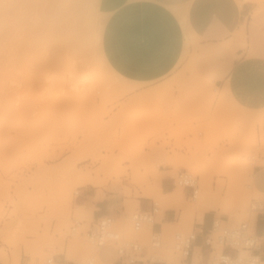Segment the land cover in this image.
I'll use <instances>...</instances> for the list:
<instances>
[{
	"label": "rangeland",
	"instance_id": "1",
	"mask_svg": "<svg viewBox=\"0 0 264 264\" xmlns=\"http://www.w3.org/2000/svg\"><path fill=\"white\" fill-rule=\"evenodd\" d=\"M96 1L85 2V13L89 12L91 17H85L88 14L84 13V7L81 17L88 21L78 18L81 22L77 19L74 25L76 30L77 25L78 30L84 28V34L79 30L80 35L72 36L74 39L70 35L71 42L69 38L66 41L71 45L81 37L82 44L79 40L77 46L85 57L95 61V71L92 61L85 58L89 61L87 65L82 56L79 58L80 52L79 56L74 53L77 49L72 53L63 44L58 0L46 1L50 3L45 6L51 9H43L50 11L42 18L47 15L48 26L44 18L38 28L31 22L26 24L30 25L26 26L27 40L34 34L32 39L37 41L30 38L32 44L28 40L27 48L37 55H29L31 63L29 59L22 60L19 68L6 59L8 46L14 50L15 41L11 44L6 37V41L2 38L5 22L0 21V251L6 253L4 264H17L20 254L24 264H47L46 259L57 252V247L61 250L63 243L67 244V258L73 262L92 257L93 264H101L97 259L98 248L85 231L92 222L90 200L105 193L116 194L123 200V210L118 215L112 214V226L120 236L138 241L147 247V256L166 259L168 264H180V255L172 245L173 236L176 232L191 231L195 210L206 209L204 212L228 225L247 221L252 227L257 212L251 209V204L264 202V194L250 187L256 186L255 174L247 169L264 170V58H258L250 50L245 70L239 76L251 84L262 82V86L252 88L251 95L256 100L242 99L238 96L242 93L235 91L240 88L220 87L215 76L199 69L205 56L195 54L196 45L190 39L185 46L187 52L183 51L177 67L165 77L155 82L129 80L109 65L104 50L109 46V34ZM250 1L256 6L253 18L264 14V0ZM13 20L11 27L7 26L10 30L15 28ZM31 26L34 30L30 31ZM42 28L50 29L48 35L44 34L49 37L46 45L37 40ZM21 33L24 31L18 33V38L23 37ZM37 45L42 53H37ZM40 54L48 55L45 60L39 56L47 64L38 58ZM72 58L86 63L83 69L89 68L88 79L100 74L102 80L95 77L98 78L95 83L91 77L90 81L96 84L92 86L84 78L76 86L70 84L72 79L78 80L76 76L82 72L77 69L83 65L75 67L79 62ZM37 60L42 64L38 65ZM70 166L97 176L101 184L75 183L66 173ZM180 169L198 177V192L193 198L173 182ZM158 185L161 195L155 190ZM177 189L192 209L190 216L178 223L176 211L170 228L161 233L162 244L157 251L160 253L150 254V224L144 223L136 230L131 216L141 209L140 200L148 208L155 203L161 214L167 208L166 195ZM241 199L246 201L245 206L239 205ZM74 220L81 225L72 231Z\"/></svg>",
	"mask_w": 264,
	"mask_h": 264
},
{
	"label": "crops",
	"instance_id": "2",
	"mask_svg": "<svg viewBox=\"0 0 264 264\" xmlns=\"http://www.w3.org/2000/svg\"><path fill=\"white\" fill-rule=\"evenodd\" d=\"M96 6L105 17L104 24L109 34V46L104 49L109 65L127 79L137 82L162 79L177 67L186 41L190 39L196 45L195 54L205 56L199 69L215 76V83L220 87L240 88L235 91L242 93L238 95L242 99L256 100V96L251 95L252 88L262 86V82L251 84L249 80L239 78L245 70L246 55L250 50L258 58H264V14L252 17L256 8L253 1L97 0ZM255 168L252 172L257 187L253 186L264 192V170ZM90 205L92 222L103 214L118 215L123 210V200L116 194L105 193L101 198L90 200ZM139 206L148 208L143 200ZM166 207L161 214L155 215L150 230L167 231L176 218V211L179 223L181 209L174 205ZM205 210L201 214L198 210L192 213L195 217L192 229L198 232L206 231L213 218ZM254 225L255 231L261 233L264 213L257 215L251 223L252 227ZM199 241L200 237L195 243ZM67 253V244L63 243L61 250L57 247L53 256L67 264L74 263L73 259L67 258ZM147 254V247H144L142 257ZM97 259L101 264H122L111 245L99 247ZM157 259V262L149 264H168L166 259ZM0 264L4 263L0 261ZM17 264H24L22 254Z\"/></svg>",
	"mask_w": 264,
	"mask_h": 264
},
{
	"label": "built area",
	"instance_id": "3",
	"mask_svg": "<svg viewBox=\"0 0 264 264\" xmlns=\"http://www.w3.org/2000/svg\"><path fill=\"white\" fill-rule=\"evenodd\" d=\"M173 182L181 186L185 191L189 192V196L195 197L198 192V177L191 174L185 169H180L176 173ZM78 195V190L75 191ZM251 209L257 212V215L264 213V202L255 201L251 204ZM159 212L158 206L153 203L148 209H140L131 216L132 226L139 229L142 224L152 225L155 215ZM114 218L111 214H103L94 219V221L86 229L87 238L97 248L105 245H111L116 251L119 261L122 264H149L157 262L153 260V255L142 257L144 247L138 241H134L141 245V251L130 255L128 252H121L117 248L118 241L106 240L103 245L100 243L101 235L104 232H112L119 235L121 241H129L123 239L119 232L113 228ZM79 221L74 220L71 230L75 231ZM200 241L196 244L197 238ZM153 241H159L162 244L161 233L159 231L150 230L149 244ZM249 243L255 245L252 254L260 258L264 264V228L261 233H257L254 227H250L247 221H241L236 225H228L219 218H212L209 228L204 232H198L191 229L190 232H176L173 236V248L180 255V264H239L241 255L248 250ZM94 259L91 257L83 262L72 264H93ZM47 264H67L63 260H58L54 256L46 259Z\"/></svg>",
	"mask_w": 264,
	"mask_h": 264
},
{
	"label": "bare ground",
	"instance_id": "4",
	"mask_svg": "<svg viewBox=\"0 0 264 264\" xmlns=\"http://www.w3.org/2000/svg\"><path fill=\"white\" fill-rule=\"evenodd\" d=\"M47 0H0V21L2 20V21H4L5 23H4V25H5V32H4V37H2V38H4V40H5V37H6V39H7V41L9 40V43L11 42V44H13L12 42L13 41H15V46H14V50L13 49H11V46H8V49H7V57H6V59L8 58L9 59V61H13V63L15 62L16 64H17V62H19L17 65L14 63V65L15 66H17L18 68L19 67H21V65H19L21 62H27V60L29 59V55H31V56H34V54H36V52L33 50V53H31V51L32 50H28V48H30V47H28L27 48V43H28V40L31 38H29L28 40H27V37H26V35L28 34H26V30L28 29V28H26V26H29L30 27V25H26V24H28V22H31V25L32 24H34V25H32L34 28L35 27H37L38 28V25L39 24H41L40 22H42V24H43V18H44V23H46L47 24V26H48V23H47V21H48V18H47V21L45 20L46 19V17H47V15H44V17L42 18V16H43V14H46V11H48L49 9H51V8H49L47 5L45 6V4H47L48 2H46ZM51 1V0H50ZM87 2L89 1V0H86ZM85 0H58V2H59V10H60V12H61V14H62V27H61V30H63V31H61V32H63V33H61L62 34V36H61V34H60V36H61V39H62V42H63V44H64V42L66 43V41H68L69 39H70V35H71V38H73L75 35L77 36L78 34L80 35V33H79V30H78V25L77 26H75V27H77V30H78V32H77V30H76V28L74 29V25H76V21H77V19L78 18H80V19H82L83 21H85L86 20V18L85 19H83L81 16V14L83 13V7L85 6V2H86ZM87 2H86V4H87ZM50 3V2H49ZM48 3V4H49ZM89 3V2H88ZM89 5V4H88ZM44 6H45V8H44ZM46 7H48L49 9H47L46 11L44 10V12H43V9H46ZM85 9H86V7H84V13H85ZM50 11V10H49ZM99 12V11H98ZM48 13V12H47ZM89 12H86L85 14H88ZM90 14H88V15H85V17L87 16H89ZM80 16V17H79ZM89 17H91V16H89ZM88 17V18H89ZM10 18H12L11 20H13V18H14V20H13V22L14 21H16V23H15V25H14V29L13 28H11V30L7 27V26H9L10 25ZM15 18H17V20H15ZM50 19V18H49ZM80 19H78L80 22H81V20ZM1 21V22H2ZM46 21V22H45ZM50 21V20H49ZM88 21V19L86 20V22ZM86 22H84V23H86ZM83 23V24H84ZM12 24V23H11ZM41 24V25H42ZM85 26H86V24H84ZM83 25V27H85ZM18 26H20L19 27V32H18ZM31 26V27H32ZM46 26V25H45ZM87 26H88V23H87ZM86 26V27H87ZM184 26V25H183ZM10 27H11V25H10ZM32 27V29L30 28V31L31 30H34V28ZM79 28H80V26H79ZM23 29V30H22ZM40 29H41V27H40ZM43 29L44 28H42V31H40V33H38L39 34V36L40 37H36L37 38V40H39V42L42 40V42H40L41 43V45L43 44L44 45V42H45V45L47 44V42H49V40H47L49 37L48 36H45V35H48V33L46 34V32H49V30H48V28H45L44 29V31H43ZM46 29H47V31H46ZM72 29H74V30H76L75 31V33H73L72 32ZM13 30V31H12ZM24 31V33H21V34H23V37H21L23 40H21V38L19 39L18 38V36L20 35V34H18V33H20L21 31ZM82 30L83 31H86L84 28H82ZM82 30H80V32L82 33V34H84L83 32H82ZM185 30V29H184ZM36 31V30H35ZM34 31V32H35ZM188 31V30H187ZM186 30H185V32H187ZM33 32V33H34ZM38 31H36V33H37ZM43 32V33H42ZM76 32H77V34H76ZM16 33V34H15ZM30 34H32L31 32H29ZM42 33V34H41ZM188 33V32H187ZM186 33V34H187ZM14 34V35H13ZM29 34V35H30ZM42 35V38H41V35ZM45 34V35H44ZM36 35V34H35ZM31 36V35H30ZM37 36V35H36ZM73 36V37H72ZM83 36V35H82ZM186 36V35H185ZM188 36V35H187ZM63 37V38H62ZM80 36H78L77 38H79ZM189 37V36H188ZM191 37V36H190ZM189 37V38H190ZM32 38H34V34H33V36H32ZM31 38V39H32ZM69 38V39H68ZM74 38H76V37H74ZM73 38V39H74ZM83 38V37H82ZM45 39V40H44ZM68 39V40H67ZM72 39V40H73ZM80 39H81V37H80ZM79 39V40H80ZM33 40V39H32ZM78 39H77V41H76V43H75V41H74V43L76 44H74L73 43V41H72V44H74L76 47L74 48V46H72V44L70 45L69 44V42H71V39H70V41L69 42H67L66 44H64L67 48H68V50L70 49V51L73 53L74 51H75V49H77L74 53H77V52H80V54H82V52L83 51H81V50H79L80 48V46H77V42L79 43L78 45H80V41H81V44H82V40H80L79 41ZM84 40V39H83ZM0 41H2L1 40V36H0ZM6 41V40H5ZM33 41H35V40H33ZM29 42L31 43V41L29 40ZM35 42H37V41H35ZM38 42V43H39ZM101 42V41H100ZM186 42H190V41H186ZM185 42V43H186ZM1 43V42H0ZM6 43V42H5ZM9 43H8V45H9ZM32 44V43H31ZM31 44H30V46H31ZM34 44V46L36 47V45H35V43H33ZM191 44V43H190ZM7 45V44H6ZM40 44H39V46H41ZM69 45V46H68ZM85 45V44H84ZM186 45V44H185ZM187 45H188V43H187ZM28 46H29V44H28ZM34 46H32V47H34ZM83 46V45H82ZM81 46V47H82ZM191 46V45H190ZM34 47V49L36 50L37 48V53L39 54V53H42L43 52V50L40 52V48L38 47V45H37V48H35ZM42 47H44V46H42ZM46 47V46H45ZM44 47V48H45ZM65 47V48H66ZM70 47V48H69ZM74 48V50H73V48ZM78 47V48H77ZM13 48V47H12ZM27 48V49H26ZM67 48H66V50H67ZM72 48V49H71ZM186 49H188V47H185ZM3 49H4V47H3ZM48 49V48H47ZM81 49H83V48H81ZM84 49H85V47H84ZM186 49H185V51H186ZM11 50H13V52L11 51ZM39 50V51H38ZM44 50H46V49H44ZM73 50V51H72ZM11 51V52H10ZM85 51V50H84ZM87 51V50H86ZM185 51H184V53H185ZM30 52V53H29ZM187 52V51H186ZM21 53V54H20ZM45 53V52H44ZM68 53V52H67ZM12 56H11V55ZM79 53H77L76 55H80ZM84 54V53H83ZM80 55L79 56V58L82 56L83 58H81L83 61H87V65H89L88 63H89V61H88V57H85V55L86 54H84V55ZM21 55H23L24 57L22 58V56ZM37 55V54H36ZM72 55V54H71ZM75 55V54H74ZM90 55V54H89ZM188 55H190V54H188ZM8 56H10L11 57V59L8 57ZM39 56L42 58L43 57V59L45 60V59H47V58H44L45 56H47L48 57V55H42V54H40V55H38V58H39ZM78 56H76V58L78 57ZM88 56V55H87ZM94 56V55H93ZM71 57H73V56H71ZM190 57V56H189ZM78 58V60L79 61H77L75 58H72L73 59V61L75 60L76 62L75 63H77V62H79V65L77 64H73L75 67H80V65H82V63H83V61H80V59ZM85 58H88L87 60H84ZM40 59V58H39ZM43 59H40L41 61L43 60ZM21 60V61H20ZM23 60V61H22ZM30 61V63H31V61H33L32 59H29ZM90 60V59H89ZM38 61V60H37ZM37 61H35V62H37ZM49 61V60H48ZM92 61V63H93V66H95L94 65V62H93V59L92 60H90V62ZM23 62V63H24ZM28 62V63H29ZM35 62H33L32 63V65L35 63ZM39 62V61H38ZM43 62V61H42ZM97 62V61H96ZM29 63V65H31ZM43 63H46L47 64V61L46 62H43ZM81 63V64H80ZM92 63L90 64V67L91 68H93V66H91L92 65ZM99 63V62H98ZM103 63V62H102ZM26 64V63H25ZM39 64H42L41 62H39L38 63V65ZM86 63H83V65H82V68L80 67V68H78L77 69V71H81L82 73L81 74H79V75H77L76 77L78 78V80L80 81V82H78V80H74V79H72L73 81H75L76 83L74 84V82L73 81H70V84H73V86H76V84L77 83H82V79L84 78V80H86L87 81V83H90L89 85L90 86H92V85H94L95 83H96V79H98L99 78V75L97 74L95 77H98V78H96L95 79V77L94 76H91V77H93V79L94 80H92L91 79V77H90V79H88L87 78V76L86 75H88L90 72H89V68L86 70H84L83 69V67H84V65H85ZM96 64V63H95ZM12 65V64H11ZM19 65V66H18ZM24 65V64H23ZM28 65V64H27ZM188 65V64H187ZM34 66V65H33ZM35 66H36V64H35ZM260 66H261V64H260ZM31 67V66H30ZM42 67H43V65H42ZM42 67H40L41 69H42ZM74 67V68H75ZM85 67H86V65H85ZM87 67H89V66H87ZM97 66H95L93 69H94V71L97 69L96 68ZM264 67V66H263ZM44 68V67H43ZM46 68V67H45ZM73 68V67H72ZM90 68V71H92L93 69H91ZM96 68V69H95ZM76 69V68H75ZM75 69H73L74 71H75ZM82 69V70H81ZM72 70V71H73ZM84 70V71H83ZM70 72V70H68V72H70V73H73V72ZM86 71H88L89 73L88 74H86ZM261 71V70H260ZM76 72V71H75ZM98 72V71H97ZM96 72V73H97ZM49 73V72H48ZM92 73H94V72H92ZM95 74V73H94ZM47 75V74H46ZM68 75V74H67ZM93 75V74H92ZM52 77V76H51ZM68 77H69V75H68ZM75 77V76H74ZM88 80H87V79ZM45 79V78H44ZM76 79V78H75ZM100 79V81L102 80L101 79V77L99 78ZM90 80H92L93 82H95V83H92V81H90ZM48 81H50V80H48ZM99 81V82H100ZM104 81V80H103ZM69 82V81H68ZM71 82H73V83H71ZM99 82H98V84H99ZM116 82V81H115ZM92 83V84H91ZM105 83V82H104ZM46 84H48L47 82H46ZM105 84H107V82L105 83ZM117 84V83H116ZM131 84V83H130ZM82 85V84H81ZM88 85V84H87ZM86 85V86H87ZM96 85V84H95ZM124 85V84H123ZM83 86V85H82ZM108 86V85H107ZM111 86V85H110ZM109 86V87H110ZM85 87V86H84ZM94 87V86H93ZM92 87V88H93ZM105 87V86H104ZM108 87V88H109ZM114 87V86H113ZM121 87H122V85H121ZM89 88V87H88ZM91 88V89H92ZM112 88V87H111ZM122 88H124V87H122ZM128 88H129V85H128V87L126 88V90H128ZM91 89H89V91L91 90ZM125 89V88H124ZM110 90V89H109ZM112 90H114V89H112ZM123 90V89H122ZM130 90V89H129ZM211 91V90H210ZM119 92V91H118ZM121 92V91H120ZM126 92V91H125ZM131 102H133V100H131ZM130 102V103H131ZM128 107V106H127ZM251 158V156H248L247 157V160H249ZM247 160H246V162H247ZM170 161V160H169ZM69 166V165H68ZM248 169V171L249 172H252V168L250 167V168H247ZM66 173H68V176H69V178L70 179H72L73 181H75V183L77 182L79 185H91V186H97V185H100L101 184V180H99V178L97 177V176H94V175H91L89 172H86V173H82V172H80V171H78V170H76L75 168H74V166H70V167H68V172H66ZM250 174V173H249ZM250 175H252V173L250 174ZM153 180V179H152ZM151 180V181H152ZM154 181V180H153ZM156 184H157V182H156ZM250 187H252L254 190H255V192H258V193H260V194H263V193H261V192H259V191H257L255 188H254V186H253V184L252 185H250ZM152 188V186L150 187V189ZM153 189V188H152ZM151 189V190H152ZM64 190V189H63ZM145 190V189H144ZM150 190V191H151ZM155 190H157V195L158 194H162V191H161V189H160V187H159V185L157 186V188L155 189ZM173 191V190H172ZM170 192V193H168L166 196H168V198H169V200L165 197L164 199H166V201L168 200V202H166L165 203V201H164V199L163 198H161V199H163V201H164V203H165V205L166 206H172V205H174V206H176V207H178V208H180L181 209V212H180V216H179V222H182L183 220H184V218H185V216L187 217L188 215L190 216V213H191V207L184 201V196H183V193L181 192V190L180 189H177V191H175V192ZM148 192V191H147ZM156 192V191H155ZM152 193L154 194V191H152ZM151 193V194H152ZM148 194V193H147ZM155 195H156V193H155ZM197 195V194H196ZM60 196V195H59ZM69 196V195H68ZM149 196V195H148ZM62 197V196H61ZM159 197V196H158ZM164 197V196H163ZM66 198V197H65ZM64 198V199H65ZM162 201V202H163ZM135 202V201H134ZM163 203V204H164ZM245 203H246V201L245 200H243V199H241L240 200V202H239V205L240 206H245ZM136 204H137V202H136ZM62 205V204H61ZM59 206V205H58ZM202 211L203 210H198V212H199V214H201L202 213ZM18 258V257H17ZM6 260V253L5 252H3V251H0V261H5ZM262 264V263H261Z\"/></svg>",
	"mask_w": 264,
	"mask_h": 264
},
{
	"label": "clouds",
	"instance_id": "5",
	"mask_svg": "<svg viewBox=\"0 0 264 264\" xmlns=\"http://www.w3.org/2000/svg\"><path fill=\"white\" fill-rule=\"evenodd\" d=\"M106 240H115L119 243L117 244L118 250L123 254L124 252H128L130 255L134 253H138L141 251V245L134 242V241H121L119 235L113 234L112 232H104L101 235L100 243L101 245L104 244ZM255 245L252 243H249L248 250L244 252L239 260V264H261L260 258L257 256H253L252 251L254 249ZM161 248V244L159 241H153L149 252L150 254L157 252ZM153 260L157 258L155 255H153Z\"/></svg>",
	"mask_w": 264,
	"mask_h": 264
}]
</instances>
